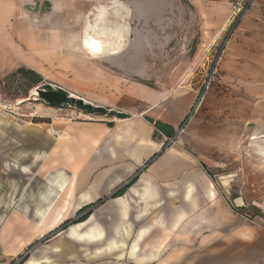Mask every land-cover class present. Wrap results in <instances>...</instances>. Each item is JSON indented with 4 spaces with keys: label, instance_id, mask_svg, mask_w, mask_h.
Segmentation results:
<instances>
[{
    "label": "crops",
    "instance_id": "0c3cea01",
    "mask_svg": "<svg viewBox=\"0 0 264 264\" xmlns=\"http://www.w3.org/2000/svg\"><path fill=\"white\" fill-rule=\"evenodd\" d=\"M36 1L46 11L30 15L24 6ZM232 2L192 3L200 18V43L209 51L233 24ZM114 4L122 5L126 22L132 8L145 9V0H0V12L5 9L0 77L25 69L43 77L39 86L52 79V85L95 106L117 98L128 68L118 73L117 56L95 58L83 37L85 19ZM257 9V17L263 16L264 0ZM260 18L252 21L254 29L264 25ZM126 35L127 41L129 27ZM220 69L235 85L231 92L209 97L165 150L173 137L151 121L180 130L197 98L182 86L158 91L127 83L121 105L112 104L111 110L125 112L128 119L72 122L50 148L40 174L51 173L55 191L26 193L30 202L11 211L0 245L4 254L18 258L33 249L24 264L30 259L39 264H195L193 249L199 244L209 256L216 248L217 258L196 264H264V198L252 190L255 185L264 195V162L258 157H264V49L251 57L244 47H230ZM253 154L260 159L255 182ZM121 188L125 191L115 197ZM224 236L230 237L229 245Z\"/></svg>",
    "mask_w": 264,
    "mask_h": 264
},
{
    "label": "rangeland",
    "instance_id": "374dc122",
    "mask_svg": "<svg viewBox=\"0 0 264 264\" xmlns=\"http://www.w3.org/2000/svg\"><path fill=\"white\" fill-rule=\"evenodd\" d=\"M262 1L259 0L257 6L250 10L241 22L233 23L227 35L211 51L200 43V18L192 3L186 0H145L143 11L137 12L132 8L130 18L126 22L131 37L126 41L124 52L116 57L118 73L125 74V69L128 68V81L123 82V86L120 83L117 98L103 99L104 105L101 106L108 110H111L112 104L119 107L123 100L121 91L127 83H142L158 91L174 90L182 86L191 93L196 92L197 97L186 116L189 123L197 115V111L204 108L209 97H225L231 92V85L235 86L233 81L225 79L220 69L222 57L228 48L244 47L251 57L264 49L261 47L264 46V25L255 29L251 26L252 21L260 17L264 21V14L258 17L255 14ZM4 10L1 9L2 12ZM45 11L46 8H42L39 14ZM247 19L248 25L243 26ZM12 74L0 77V245L5 239L11 211L30 202L26 193L32 195L35 192L38 195L40 192L55 191L57 182L52 181L51 173H47L45 177L40 174L49 157L50 148L65 134L66 128L70 127L72 122H83L86 119H118L110 115H88L76 107L51 108L40 99L36 101L32 92L38 87L31 89L28 82ZM210 81L211 86L206 90ZM51 82L52 79H48L46 84ZM244 92L245 90L241 91ZM201 95L205 98L198 107ZM252 138L253 136L251 140ZM257 156L253 154L251 157V175L254 182L259 176L256 168L260 163L259 158L264 162L263 156L259 155V160L254 158ZM25 166L29 169L28 173L23 171ZM234 177L238 178V175L235 174ZM252 190L255 197L264 198L262 192H256L255 185ZM31 202L34 205L36 201ZM232 203L236 206L235 202L231 201V207ZM37 208L36 205L32 206V213H35ZM252 213L251 211L248 214L251 216ZM244 218L249 219L246 216ZM223 239L225 245L230 244V237L224 236ZM196 246L197 249H193L195 264L201 261L208 263L217 258L216 248H210L213 254L209 256L205 251H200L199 244ZM210 246L212 243L207 247ZM32 250H27L18 258H11L4 254L0 246V264H21Z\"/></svg>",
    "mask_w": 264,
    "mask_h": 264
},
{
    "label": "bare ground",
    "instance_id": "6f19581e",
    "mask_svg": "<svg viewBox=\"0 0 264 264\" xmlns=\"http://www.w3.org/2000/svg\"><path fill=\"white\" fill-rule=\"evenodd\" d=\"M121 8L122 5L118 4L102 7L85 19L84 46L97 59L103 56H119L124 52L128 25ZM32 93L36 97L37 89L33 90ZM262 153L264 154V150ZM224 185H228L227 179H224ZM76 229L73 231L75 232ZM39 263L38 260L30 259L27 264Z\"/></svg>",
    "mask_w": 264,
    "mask_h": 264
},
{
    "label": "water",
    "instance_id": "95a60500",
    "mask_svg": "<svg viewBox=\"0 0 264 264\" xmlns=\"http://www.w3.org/2000/svg\"><path fill=\"white\" fill-rule=\"evenodd\" d=\"M25 11L30 15L39 14L43 8L41 1H36L31 4H26ZM40 99L47 106L51 108H69L76 107L82 112H86L88 115H110L116 116L119 119H127L129 115L120 111L108 110L105 107L95 106L93 103L83 100L68 93L65 89L60 86L52 84H43L37 88L36 101Z\"/></svg>",
    "mask_w": 264,
    "mask_h": 264
},
{
    "label": "trees",
    "instance_id": "16d2710c",
    "mask_svg": "<svg viewBox=\"0 0 264 264\" xmlns=\"http://www.w3.org/2000/svg\"><path fill=\"white\" fill-rule=\"evenodd\" d=\"M12 76L14 77H19L20 79H22L23 81H26L29 83V86H31V89L37 88L39 87V85L41 83H43V77L38 74L37 72L34 71H29V70H25V69H20L18 72L13 73ZM187 120L188 117H186V119L181 123L180 127L184 126L185 124H187ZM152 124H154L156 130H158L159 132L163 133L165 136L167 135L168 137H174L176 135V131L172 130L170 128H168L166 125L164 126L162 123L160 122H156L154 123L153 121H151ZM170 130V131H169ZM172 132V133H171ZM168 148V146L166 145L164 150ZM159 156V154L154 155L151 160H149L146 164H145V168H147L148 166L151 165L152 161L154 159H156ZM125 191V188H121L119 191H117L115 193V197H120L121 194H123V192ZM90 209V208H89ZM87 215H85L83 218H81V221H84L86 219ZM71 221L67 222L66 225L70 224ZM26 263V259H24L22 261L21 264Z\"/></svg>",
    "mask_w": 264,
    "mask_h": 264
},
{
    "label": "built area",
    "instance_id": "2783aa9c",
    "mask_svg": "<svg viewBox=\"0 0 264 264\" xmlns=\"http://www.w3.org/2000/svg\"><path fill=\"white\" fill-rule=\"evenodd\" d=\"M186 1L193 3L194 0H186ZM258 1L259 0H233L232 15H231L233 23L241 22L242 19H244L247 16L250 10H252L253 8L257 6ZM210 86H211V81L206 86V90H208ZM204 98L205 97L203 95L200 96V100H198L199 105H197L198 107H200ZM187 124L179 128L180 130L176 133V135L173 138L168 139L167 144H166L168 147H172L176 143L177 137L182 135V133L185 131Z\"/></svg>",
    "mask_w": 264,
    "mask_h": 264
}]
</instances>
